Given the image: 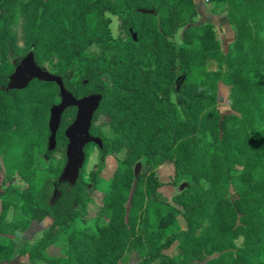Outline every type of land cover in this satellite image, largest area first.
<instances>
[{
    "label": "trees",
    "instance_id": "trees-1",
    "mask_svg": "<svg viewBox=\"0 0 264 264\" xmlns=\"http://www.w3.org/2000/svg\"><path fill=\"white\" fill-rule=\"evenodd\" d=\"M40 1L32 3L35 9ZM41 5L47 9L28 22L27 50L33 48L38 64L37 48L48 38L45 48L60 55L58 70L51 73L60 76L64 88L75 98L100 94L88 131L101 140V147H97L100 156L111 151L125 157L118 160L99 211L101 221L107 220L87 234L84 229H73L78 190L85 187L82 167L73 185L57 183V175L52 182L56 194L51 202L46 201L47 184L37 189L28 185L20 191L31 221L49 218L47 228L29 252L32 259L39 257L43 264H112L111 260L130 243L148 247L150 256L143 258L142 264H264V0H256L251 6L248 0L230 2L231 12L234 8L243 16L229 12V17L250 21L241 26L238 23L224 58V70L206 68L198 84L187 80V72L194 66H204L218 53L211 28L207 24L188 28L183 45L177 48L164 37L194 13L193 0H45ZM12 7V0H0V42L10 41ZM49 7L54 10L50 14ZM140 8L152 9L153 13L140 12ZM81 12L90 21L78 20ZM106 13L119 19L115 37L110 35ZM92 43L99 48L94 56L85 53ZM135 54L147 56L148 65L144 67L133 59ZM17 60L0 64V86L6 84ZM104 74L108 81L101 77ZM219 80L229 87V103L239 115L226 114L217 124L214 92ZM50 89L57 94L53 82L36 79L23 89H0V152L11 151L12 159L26 165L31 162L34 147L42 149L46 157L51 154L45 148L48 110L58 97L53 99ZM22 100L32 103L24 108ZM69 110V121L62 126ZM74 111V107H68L61 114L54 149L64 151L62 131ZM99 119L114 135L96 125ZM205 132L210 136L207 145L198 143L195 137ZM133 153L136 159L130 163ZM164 160L171 161L174 180L190 174L199 183L208 180L209 187L204 190L188 179L185 191L173 197L178 204L183 195L193 197L191 205L183 210L156 197L160 183L148 169ZM136 162L141 166L134 173ZM132 180L135 186L129 216L135 219L131 214L138 210L136 206L145 196L151 198L157 218L151 233L134 234L132 226L123 220L124 198L117 199L116 188L126 189ZM229 183L238 195L233 201L224 196ZM207 194L213 196L205 199ZM237 211L241 215L235 225ZM177 217L183 226L176 225ZM67 229L70 247L65 255L44 259L42 252ZM164 230L168 232L160 236ZM239 236L243 243L233 252L198 261L204 253L234 248L233 241ZM176 240L180 257L162 253Z\"/></svg>",
    "mask_w": 264,
    "mask_h": 264
},
{
    "label": "rangeland",
    "instance_id": "rangeland-1",
    "mask_svg": "<svg viewBox=\"0 0 264 264\" xmlns=\"http://www.w3.org/2000/svg\"><path fill=\"white\" fill-rule=\"evenodd\" d=\"M41 0L38 3L37 9L32 5L34 0H12L13 7L9 14V33L10 41L8 43L0 42V64L4 63L6 65L12 64L15 60L21 57L28 48V33H29V20L33 19L34 15H38L43 9L41 5ZM256 0H248V4L251 6L252 2ZM195 11L192 15L188 16L183 22L175 27L170 35H164L165 39L170 41L175 48L182 46V37L184 32L193 26H198L202 24H207L213 31L214 39L217 43L218 53L211 56L205 63L204 66H194L187 72V80L194 84H198L203 77L204 71L208 69H221L224 70L225 67V56L229 49L231 48L236 27L239 25H244L250 20L242 22L236 17H242L239 11L231 12L234 0H193ZM154 6V5H153ZM53 7V6H52ZM49 7L47 13L53 12V8ZM35 14H34V11ZM261 11H264L261 10ZM229 12L234 16L229 17ZM153 13V12H152ZM54 13H52L53 15ZM86 15L81 12L78 13V20H88ZM109 19L108 28L110 35L115 37L119 34L118 23L119 19L112 14L106 13ZM155 18L158 16V12L154 14ZM48 33L44 34L46 37ZM135 37V35H134ZM48 38H45L37 48L36 61L38 65H41L49 72H55L58 70L59 65V54L53 51H49L45 48L47 45ZM99 48L95 43L90 44L86 47L85 53L91 56L97 55ZM132 58L138 60L139 63L146 67L147 56H141L139 54L132 55ZM104 80L108 81L107 75H102ZM229 87L222 81L216 82V88L214 92L215 97V107L217 110L218 121L221 120L226 114L239 115V112L232 109L229 98H228ZM50 89L53 99H57V94ZM24 95H22L23 97ZM21 97V96H19ZM32 103L31 100H22L21 105L26 108ZM70 110L66 112L63 116V125H66L69 121ZM104 132L114 135V132L107 124L104 123L102 119L96 122ZM62 128V127H61ZM220 135V131L218 132ZM196 139L198 143H204L207 145L210 140L208 132L204 134L196 133ZM203 144V145H204ZM12 153L0 152V264H43L37 257L36 261L33 260L29 252L32 249L34 241L42 235L49 224V218H44L40 222L31 221L28 217V207L22 201L19 196L20 191L25 187L30 185L31 187L37 189L42 185L47 187V202H51L56 194V190L53 187L52 182L55 180L60 172V169L64 163V154L60 148L52 150L48 157L43 155V150L34 147L32 150V159L28 165L21 160L12 159ZM85 159L81 169V180L85 184V187L78 190V198L76 200L73 209V229L74 231H81L84 229L86 234L96 225L105 224L106 220L101 221L99 216V211L102 209L104 202V194L110 185V181L115 168L118 165V160L123 159L125 156L120 152L111 153L109 151L103 156H100L97 150V146L92 144L86 145L84 149ZM136 159L133 153L130 158V163ZM140 162H136L133 165V172L137 173L140 169ZM149 167L148 171L154 173L157 181L160 185L158 196L156 197L162 201H167L168 203L174 205L180 210L184 207L191 205L193 202V197L184 196L182 197L181 204L175 203L173 197L178 195L180 192L185 191L187 185L193 181L196 187H201L207 190L209 187L208 180L201 179L195 181V175H180L174 180L173 176V166L171 161L164 160L160 164ZM238 168L234 166V169ZM93 174V178L90 179V175ZM233 174V170H232ZM195 178V180H194ZM190 179V182L189 180ZM135 183L130 181L128 188L120 189L116 188L118 193L117 199L124 198L123 208L124 215L123 220L127 225L132 226L134 234L142 233L147 234L155 231L157 218L152 212L153 201L149 197H144L140 204L136 206L138 210L132 212V216L135 215V219L129 216L130 208V198L134 192ZM157 190V189H156ZM213 194H207L205 199H210ZM227 198L233 201L237 198V193L234 191L232 184H228L227 190L224 194ZM241 213L236 212L235 225L239 223ZM206 221H204V225ZM176 225L183 226L184 223L180 217L176 219ZM167 230L161 232L160 236L167 233ZM85 234V235H86ZM179 241L176 240L169 248L163 249L162 253L167 254L171 257H180L181 249L178 245ZM243 243L242 238L239 236L234 239V248H227L220 251H212L210 253H204L203 257L198 260L203 263L205 260L218 256L224 251H232L235 247L241 246ZM69 229L63 231L56 238L55 242L50 244L41 254L44 259H51L56 257H62L65 255L67 249H69ZM149 249L145 246H134L132 244H126L114 260H111L112 264H142L141 260L143 258H148ZM35 259V258H34ZM157 261H153L149 264H156Z\"/></svg>",
    "mask_w": 264,
    "mask_h": 264
},
{
    "label": "water",
    "instance_id": "water-1",
    "mask_svg": "<svg viewBox=\"0 0 264 264\" xmlns=\"http://www.w3.org/2000/svg\"><path fill=\"white\" fill-rule=\"evenodd\" d=\"M138 11L153 12L152 9L144 8H140ZM132 38L135 39L134 34H132ZM33 79L40 82H53L58 89V102L52 104L48 110L47 129L49 134L46 141L48 150L55 146V134L59 127L61 114L68 107L75 109L73 119L63 130V136L66 139L65 161L57 177V183L73 185L84 162V147L89 143H93L98 148L101 147L100 138L90 135L88 131L92 114L96 110L101 96L99 93H88L75 98L64 88L60 76L35 63L32 47L17 60L13 70L7 75L6 84L1 85L0 89L5 91L23 89Z\"/></svg>",
    "mask_w": 264,
    "mask_h": 264
},
{
    "label": "flooded vegetation",
    "instance_id": "flooded-vegetation-1",
    "mask_svg": "<svg viewBox=\"0 0 264 264\" xmlns=\"http://www.w3.org/2000/svg\"><path fill=\"white\" fill-rule=\"evenodd\" d=\"M75 110V109H74ZM75 112V111H74ZM64 130V129H63ZM63 132V131H62ZM56 135V134H55ZM48 137V136H47ZM65 138V137H64ZM46 141H47V139H46ZM65 144H66V142H65ZM45 148H46V150L47 151H52V150H54V148H55V146H54V148L53 149H51V150H48L47 149V143H46V146H45ZM65 149V148H64ZM63 154H64V151H63ZM44 155V154H43ZM45 156V155H44ZM46 157V156H45ZM84 159H85V154H84ZM64 161H65V157H64ZM64 164V163H63ZM59 175V174H58Z\"/></svg>",
    "mask_w": 264,
    "mask_h": 264
},
{
    "label": "crops",
    "instance_id": "crops-1",
    "mask_svg": "<svg viewBox=\"0 0 264 264\" xmlns=\"http://www.w3.org/2000/svg\"><path fill=\"white\" fill-rule=\"evenodd\" d=\"M158 190H159V188H157V190H156V191L158 192ZM156 194H157V196H158V193H156ZM165 201H166V200H165Z\"/></svg>",
    "mask_w": 264,
    "mask_h": 264
}]
</instances>
